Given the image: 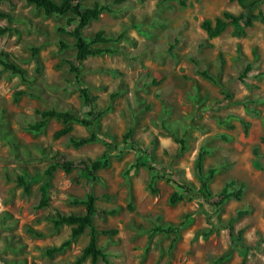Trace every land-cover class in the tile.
I'll return each mask as SVG.
<instances>
[{"label": "rangeland", "instance_id": "1", "mask_svg": "<svg viewBox=\"0 0 264 264\" xmlns=\"http://www.w3.org/2000/svg\"><path fill=\"white\" fill-rule=\"evenodd\" d=\"M107 6L83 29L115 40L95 43L112 53L79 63L81 84L107 109L95 121L97 138L74 147L70 138L91 128L48 119L40 130L37 110H66L84 116L78 84L67 59L74 57L67 14L45 15L23 0H0V52L25 70L27 81L0 66V264H68L88 241V229L61 251L69 225L54 227L56 214L85 212L88 191L95 197L97 244L107 256L98 264H264V21L241 36L228 25L208 38L200 24L226 10L244 11L235 0H82ZM264 13V0L245 10ZM70 28H67L69 30ZM67 47L60 48L59 41ZM38 52L34 56L33 48ZM246 65L250 70L240 78ZM131 129L127 143L123 134ZM254 148L258 149L255 168ZM206 152L201 175L197 153ZM57 160L107 165L87 180L80 168L56 166L49 177L48 203L40 206V182L29 192L22 174L41 175ZM144 164L138 169L134 163ZM214 168L211 177L207 170ZM205 176L208 191L200 194ZM243 185L239 200L216 205L226 182ZM181 195L170 202L172 194ZM238 210L246 213L235 221ZM113 211V213H111ZM159 227V228H158ZM170 227V228H169ZM231 228V229H230ZM107 230L108 233L99 231ZM82 264H90L87 258Z\"/></svg>", "mask_w": 264, "mask_h": 264}, {"label": "trees", "instance_id": "2", "mask_svg": "<svg viewBox=\"0 0 264 264\" xmlns=\"http://www.w3.org/2000/svg\"><path fill=\"white\" fill-rule=\"evenodd\" d=\"M7 2H12L13 0H3ZM28 4H32L36 8H39L43 11L45 15H68L66 18V28H62L63 32L69 34L73 39V46L75 49V55L72 58L67 59L69 68L74 75L75 82L78 84V91L81 98V104L83 107L84 116L77 117L70 111L66 110H56L54 108L37 110L36 112L40 115L41 119L35 122L33 125H30L31 129L40 130L46 123L48 119L54 118L58 119L63 123V127L56 130L54 137L58 138L62 135L68 134L71 130L70 126H67V122L73 121L90 127V133L87 136L80 137L78 139L71 137L70 142L74 147H79L84 144L93 142L97 136L92 130L95 125V121L100 118L107 109H98L95 106V96L92 95L87 87L81 84L80 76L81 70L79 63L85 60L88 56L99 55L102 53H112L115 52V49L108 46H96L92 47L95 43H109L113 42L115 39L113 37L105 36L102 31L96 32L93 38L87 41L83 37V29L88 25L91 20L97 19L103 11H111L109 7L100 5L98 2H94L90 7H84L82 5V0H23ZM238 5L244 10L238 14H234L229 11H222L220 15L215 16L213 21L210 19H203L200 26L206 32L208 38H214L218 36L228 25H232L236 28V34L238 36L243 35L244 28L252 26L255 21H264V13L259 11L257 13H248L247 10L250 7H253L258 2L262 0H235ZM0 17L6 18L8 21L11 20L9 13L0 10ZM67 28H70L67 30ZM10 27L0 26V35L8 32ZM61 49L67 47V44L64 41H59ZM37 48L32 49V53L35 56L37 54ZM0 66L3 70H7L12 74H16L20 77L22 81H27L25 70L20 67L13 59L11 55L6 52H0ZM250 65H246L244 68L243 74L240 78L250 70ZM132 133L131 129H128L122 136V142L127 143L128 138ZM255 155V160L253 161V166L255 168H261L260 163L258 162V149L254 148L253 150ZM206 152L200 150L195 159L194 170L198 175H201V165L204 159ZM60 155L54 157V163L51 164L41 175H34L32 177L28 174H22L16 178L18 185L22 186L25 192H29L30 184L32 182H40V206L46 205L48 203V188H49V177L52 175L53 170L56 166H61V168L66 172H70L73 168H80L82 175L90 181L96 180V171L100 168H103L107 165V159L105 155L97 157L90 161L84 160H57ZM144 164L134 163L133 168L138 169ZM214 168H209L207 170V177H211L214 173ZM205 176L200 179V194L204 199L212 197L210 191L207 189ZM235 186V181L231 180L226 182L224 186L220 189L218 193L215 194L217 198L216 205L222 204L224 201L235 198L239 200L242 196L243 185L240 184L237 188ZM181 198V195L176 193L170 196V202L174 203ZM85 206V212L82 215H76L73 213L60 214L56 213L52 218V223L54 227L61 225H69L71 227L70 234L68 238L62 241L59 245L54 246L48 251V253L61 251L63 248L68 246L77 236L82 234L86 229H88V241L85 246L82 247L80 253L75 256L74 260L68 264H82L86 261L87 258L90 259V264H98L99 259L101 258L104 262H107V256L104 251L97 244V233L98 230L94 224V216L98 212L95 207V197L88 191L86 198L83 201ZM113 213V211H111ZM246 212L238 210L236 215L230 219L231 222L235 221L240 216L244 215ZM159 228V227H158ZM170 228V227H169ZM231 229V228H230ZM101 233H108L107 230L99 231ZM241 264H244L242 261Z\"/></svg>", "mask_w": 264, "mask_h": 264}]
</instances>
